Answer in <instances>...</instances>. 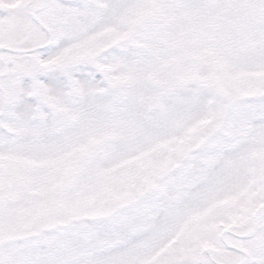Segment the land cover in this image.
<instances>
[{
    "label": "snow or ice",
    "instance_id": "snow-or-ice-1",
    "mask_svg": "<svg viewBox=\"0 0 264 264\" xmlns=\"http://www.w3.org/2000/svg\"><path fill=\"white\" fill-rule=\"evenodd\" d=\"M0 264H264V0H0Z\"/></svg>",
    "mask_w": 264,
    "mask_h": 264
}]
</instances>
